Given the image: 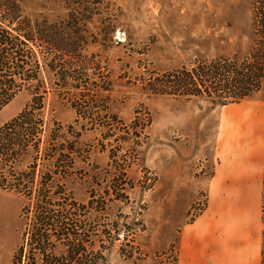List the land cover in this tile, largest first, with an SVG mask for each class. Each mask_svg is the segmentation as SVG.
<instances>
[{"label": "rangeland", "instance_id": "rangeland-1", "mask_svg": "<svg viewBox=\"0 0 264 264\" xmlns=\"http://www.w3.org/2000/svg\"><path fill=\"white\" fill-rule=\"evenodd\" d=\"M19 6L32 19L58 24L63 34L73 16L71 31L81 40L76 54L86 61L92 97L75 98L74 109L65 92H51L45 115L62 124L76 123V130L87 128L79 144L88 150V158H76L83 175L70 186L77 201L86 202L90 190L97 193L108 186L115 165L123 169L120 187L126 199L109 203L105 211L106 220H119L123 230L120 240L107 242L104 264H175L181 219L191 220L205 204V186L198 191L195 187L212 172L217 110L222 106L218 101L229 91L218 96L213 89L202 94L160 92L157 79L194 73L201 64H221L238 73V67L248 66L253 60L249 53L261 48L256 27L263 24L255 20L253 2L19 0ZM81 61L74 59V65ZM214 83L215 78L204 79L207 88ZM260 84L259 90L264 89V77ZM29 98L21 91L6 104L0 110V125L21 111ZM87 102L106 108H91L85 117L79 104ZM101 124L108 125L118 140L107 141ZM21 205L22 198L0 190V264H10L20 240Z\"/></svg>", "mask_w": 264, "mask_h": 264}, {"label": "trees", "instance_id": "trees-1", "mask_svg": "<svg viewBox=\"0 0 264 264\" xmlns=\"http://www.w3.org/2000/svg\"><path fill=\"white\" fill-rule=\"evenodd\" d=\"M251 1L256 22H263L256 27L261 48L249 53L252 62L238 67L239 73L221 64H201L191 74H167L157 79L160 92L194 90L202 94L213 89L218 96L228 90L219 105L240 102L257 92L264 77V0ZM71 21L63 34L58 24L25 15L19 0H0V110L21 91L30 96L21 111L0 125V190L22 198L19 217L24 221L10 264H104L107 242L120 240L123 230L119 220L105 218L109 203L126 199L120 187L123 169L115 165L108 186L97 193L90 190L86 202L77 201L70 186L83 175L76 158L83 162L88 158V150L79 144L87 128L81 125L76 130L74 122L62 124L45 115V99L51 92H65L74 109L75 98L92 97L86 61L76 54L81 40L73 35ZM61 51L67 57H61ZM73 58L83 61L76 67ZM210 77L216 83L207 88L204 79ZM169 78L173 80L166 81ZM93 103L79 104L83 116L91 108H106ZM101 127L106 129L107 141L118 140L108 125Z\"/></svg>", "mask_w": 264, "mask_h": 264}, {"label": "crops", "instance_id": "crops-1", "mask_svg": "<svg viewBox=\"0 0 264 264\" xmlns=\"http://www.w3.org/2000/svg\"><path fill=\"white\" fill-rule=\"evenodd\" d=\"M212 160L195 187L204 207L178 227L175 264H263L264 89L218 107Z\"/></svg>", "mask_w": 264, "mask_h": 264}]
</instances>
